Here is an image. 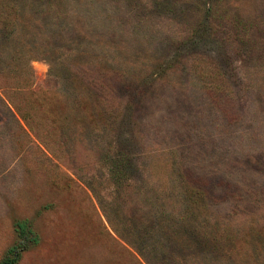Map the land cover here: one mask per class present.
<instances>
[{
	"label": "rangeland",
	"instance_id": "374dc122",
	"mask_svg": "<svg viewBox=\"0 0 264 264\" xmlns=\"http://www.w3.org/2000/svg\"><path fill=\"white\" fill-rule=\"evenodd\" d=\"M0 1L17 4L20 21L0 51V259L13 249L14 264H146L115 229L179 215L184 170L213 195L222 181L264 196V0ZM30 15L39 38L64 39L18 43ZM79 64L86 78L100 64L123 77L108 124L98 80L63 77ZM22 68L29 80L11 76ZM207 206L211 219L232 204ZM259 207L246 260L210 264H264Z\"/></svg>",
	"mask_w": 264,
	"mask_h": 264
},
{
	"label": "trees",
	"instance_id": "16d2710c",
	"mask_svg": "<svg viewBox=\"0 0 264 264\" xmlns=\"http://www.w3.org/2000/svg\"><path fill=\"white\" fill-rule=\"evenodd\" d=\"M18 14L19 7H17V4H0V51L4 50L8 43L16 41L15 29L20 24ZM23 24L25 25L23 26ZM23 24L21 29L24 37L18 40L20 44H39L40 46L45 44L46 46V38L49 41H52L55 36L64 39L62 34L57 33L50 39L45 37V41L43 38H39L34 31L38 27L39 18H34L33 15H30ZM75 27L72 31L76 33L79 27ZM51 35L49 36L51 37ZM68 35H71V32ZM18 46L22 47L19 44ZM36 49L41 50L42 48L37 47ZM28 51H32V48ZM13 53L14 51L10 52L8 60L10 65L14 63ZM26 54H24L23 63L28 68L29 60L34 59L35 56L27 52ZM79 67L66 69L63 72V77H65V80H78L77 82L86 79L98 80V82L92 84V88H95L94 91L99 95L96 99H101L105 105L103 119L108 124L107 122L114 118L112 113L116 109L117 100L115 95L119 82L117 83L115 80H122V75L119 71L117 72L108 66L100 64L99 71L97 70L98 74L95 75L90 70V76L86 78L87 72L85 69L87 66L79 64ZM27 70L22 68L18 72L15 69L11 76L17 77L18 80H29ZM0 71L4 74L6 73L3 68H0ZM3 93L8 102H10L7 91L5 90ZM223 113L226 118L231 119L226 110ZM115 154H117L118 159L122 156L119 151ZM179 183L183 190V198L186 201L185 208L179 215H166L164 211H159L156 213L155 225L152 229L147 228L150 226L146 227L141 224L137 229L122 227L115 230L125 240L131 241L129 245L137 251L146 264H210L211 260H214L212 258L222 259V257L229 256V253L236 255L233 259L234 261L244 262L246 259L240 256L243 250L239 251V248L246 244L247 236L257 234V230L254 229L255 223L251 222L259 218L257 216L259 213L254 214L255 212L252 213L249 209L260 208L259 206L264 203V196L257 192H252L250 194L246 193L248 195L245 197L240 192V189L237 190V188H233L222 181H217V184L226 188L224 195H213L209 184H206L202 177L189 170H184V174L182 173L179 178ZM227 198L232 204L227 212L206 213L212 215L211 219H207L202 215V208H209L207 204H217ZM248 216L253 217L248 219ZM247 219L248 221H246ZM16 223L20 233L26 232L24 220H19ZM144 235L147 237H144ZM16 259L17 253L12 249L9 250V254L0 259V264H14Z\"/></svg>",
	"mask_w": 264,
	"mask_h": 264
}]
</instances>
